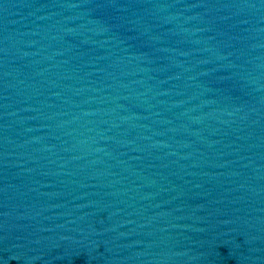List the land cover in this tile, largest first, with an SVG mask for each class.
Listing matches in <instances>:
<instances>
[{
    "label": "water",
    "instance_id": "water-1",
    "mask_svg": "<svg viewBox=\"0 0 264 264\" xmlns=\"http://www.w3.org/2000/svg\"><path fill=\"white\" fill-rule=\"evenodd\" d=\"M0 264H264V104L1 102Z\"/></svg>",
    "mask_w": 264,
    "mask_h": 264
}]
</instances>
